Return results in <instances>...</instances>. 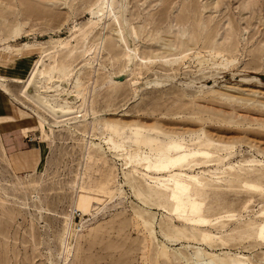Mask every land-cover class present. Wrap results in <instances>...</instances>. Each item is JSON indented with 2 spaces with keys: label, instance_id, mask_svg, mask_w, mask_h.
<instances>
[{
  "label": "rangeland",
  "instance_id": "1",
  "mask_svg": "<svg viewBox=\"0 0 264 264\" xmlns=\"http://www.w3.org/2000/svg\"><path fill=\"white\" fill-rule=\"evenodd\" d=\"M102 2L0 0V59L27 69L44 54L43 80L70 75L87 111L58 129L28 113L29 171H15L0 148V264H211L208 254L214 264H264V0H109L98 16ZM129 50L154 63L126 67ZM154 80L164 84L145 87ZM115 127L209 149L192 165L210 167L174 172L195 176L202 198L174 203L146 177L168 173L146 172ZM202 201L201 212L187 208Z\"/></svg>",
  "mask_w": 264,
  "mask_h": 264
},
{
  "label": "bare ground",
  "instance_id": "2",
  "mask_svg": "<svg viewBox=\"0 0 264 264\" xmlns=\"http://www.w3.org/2000/svg\"><path fill=\"white\" fill-rule=\"evenodd\" d=\"M111 2V0H110ZM109 0H103L101 6L99 7L96 14L98 16H107L108 8H111ZM112 10V9H111ZM95 14V15H96ZM96 24V23H92ZM97 25V24H96ZM114 32L118 35L121 34V28L114 30ZM134 35L136 36L135 30H133ZM181 36H183L182 32H178ZM16 51H20L18 48H14ZM93 50V49H92ZM91 49H88L86 52V56L89 57L94 53ZM24 59H28L27 56L23 53ZM48 56V55H47ZM207 57H211L206 55ZM44 54H40L39 59L35 62H31L29 67L25 69L23 72V76H14L9 77L7 75H2L0 73V90L5 93L8 97L12 98L14 101H17L22 104L24 109L28 110L30 114H32L42 125L46 126L49 129H58V128H65L68 125L81 123L83 119L87 116V111L85 109V102L83 101V107H81V97L79 95L74 94L73 91L70 89V75H64L62 78L49 76L46 80L44 73ZM135 58L140 60V63L145 67L151 66L154 62L152 59L144 58L141 59L139 54L133 51H127V54L124 58V64L126 67L134 61ZM3 59V58H1ZM0 59V65H4V67H8L9 61H3ZM62 61V59H61ZM169 63V62H166ZM217 66H221L222 64L215 62ZM55 64V63H54ZM2 69V68H1ZM8 69V68H7ZM126 70V69H124ZM123 70V71H124ZM122 71V72H123ZM5 72V71H4ZM126 72V71H124ZM73 78V76H72ZM11 81L17 85H20V97L23 98L28 104L32 105L33 107H26L22 101L16 100L8 91L7 89V82ZM72 81V80H71ZM111 82V81H110ZM164 83L159 80L148 81L145 83V87L151 86H161ZM65 101L66 108L62 107L61 105L57 104L53 101ZM39 111L36 112L35 109ZM41 114V115H40ZM92 116H94V112H90ZM89 116V112H88ZM115 133V137L119 140L121 148H124V144L130 142L133 146H136L139 151H141V156L143 157V166L146 172H167V179L166 177H149L146 176L151 183L157 184L160 187L158 189L164 188L166 193H171L170 197L172 201L178 203V205H182V199H194V198H202V194H204V189L199 188L193 184L196 180L195 176H191L184 172H180V175L176 176L174 172L178 169L182 170L183 168H193L195 169H202L210 167L209 162H202L196 163L192 165V160L196 157V154H201L208 158L212 157L213 153L210 150L201 151V150H190L188 146H185L183 142H177L173 139H170L169 136L162 132L158 131L154 128L146 129L144 127H139L135 130V133H130V136L124 137L122 136L117 127L113 129ZM167 138L169 142H165L164 144L158 138ZM116 140V139H115ZM115 144V143H114ZM211 147V143H209ZM145 147L144 153L143 149ZM119 148V147H118ZM43 150V148H42ZM147 150V151H146ZM43 152V151H42ZM196 152V154L194 153ZM145 155V156H143ZM40 156V155H39ZM44 159V158H43ZM38 168V167H37ZM175 176L181 178V181L177 182L171 186V189L167 187L169 182L175 180ZM185 184H189L190 182L193 184L192 189H188ZM154 190V189H153ZM156 191V189H155ZM163 192V191H162ZM85 193V192H84ZM158 194V193H157ZM162 194V193H161ZM87 195V194H86ZM89 195V194H88ZM160 195V192L158 194ZM179 195V196H177ZM158 197V196H157ZM89 197L82 199L84 202L88 200ZM88 205V203H86ZM104 205V204H103ZM102 207V206H101ZM203 207L202 202H195L194 204H190L187 208L192 210V212H201ZM81 221V220H80ZM78 223V222H77ZM198 225L205 224L204 219H200L197 221ZM78 226V224H77ZM81 226V225H80ZM79 226V227H80ZM143 231L148 230L145 223L142 222L141 225ZM78 229V228H77ZM259 238L264 242V225L260 227V236ZM177 240L175 242H179ZM146 251L149 252V246H147ZM210 259V263L214 264V259L216 256L208 254L207 255ZM244 257L240 258L237 257L235 262H226L225 260L221 259L222 264H246L244 262ZM198 263V262H197Z\"/></svg>",
  "mask_w": 264,
  "mask_h": 264
},
{
  "label": "crops",
  "instance_id": "3",
  "mask_svg": "<svg viewBox=\"0 0 264 264\" xmlns=\"http://www.w3.org/2000/svg\"><path fill=\"white\" fill-rule=\"evenodd\" d=\"M24 71L25 65L21 66L15 63L10 64L9 67H4L3 64L0 65V73L9 77H22ZM9 84L11 91L16 94L18 87L10 82L8 86ZM24 108L22 104L20 105L0 90V148L10 165L17 172L29 171V169L36 166L37 162L35 152L31 150L33 143L26 140L30 135L25 132L29 130L25 125L31 127L34 123L29 121L31 116L28 113L30 112Z\"/></svg>",
  "mask_w": 264,
  "mask_h": 264
},
{
  "label": "built area",
  "instance_id": "4",
  "mask_svg": "<svg viewBox=\"0 0 264 264\" xmlns=\"http://www.w3.org/2000/svg\"><path fill=\"white\" fill-rule=\"evenodd\" d=\"M26 140H27V142H29V143H33V139H32L31 136H28V137L26 138Z\"/></svg>",
  "mask_w": 264,
  "mask_h": 264
}]
</instances>
